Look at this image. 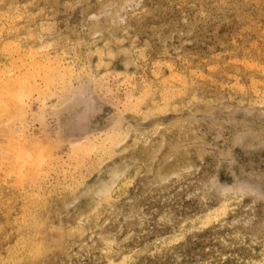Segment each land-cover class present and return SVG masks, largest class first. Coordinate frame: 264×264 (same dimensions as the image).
<instances>
[{
  "label": "rangeland",
  "instance_id": "rangeland-1",
  "mask_svg": "<svg viewBox=\"0 0 264 264\" xmlns=\"http://www.w3.org/2000/svg\"><path fill=\"white\" fill-rule=\"evenodd\" d=\"M1 1L0 264H264V0Z\"/></svg>",
  "mask_w": 264,
  "mask_h": 264
},
{
  "label": "bare ground",
  "instance_id": "bare-ground-1",
  "mask_svg": "<svg viewBox=\"0 0 264 264\" xmlns=\"http://www.w3.org/2000/svg\"><path fill=\"white\" fill-rule=\"evenodd\" d=\"M1 1V0H0ZM2 2V1H1ZM29 2V1H28ZM25 3V2H24ZM26 4H27V2H26ZM25 4V5H26ZM10 5V4H9ZM11 6V5H10ZM25 7H27V6H25ZM16 8H17V6H16ZM12 9V8H11ZM19 10V9H18ZM21 10V9H20ZM25 13V12H24ZM30 14V13H29ZM27 15V14H26ZM7 16V15H6ZM5 16V17H6ZM12 16V15H11ZM15 16V15H14ZM38 16V15H37ZM22 17V16H21ZM26 17V16H25ZM8 18V17H7ZM10 18V17H9ZM15 18V17H14ZM18 18H20V16L18 17ZM15 20V19H14ZM18 20V19H17ZM2 21V20H1ZM31 21V20H30ZM107 22V21H106ZM22 23V22H21ZM28 25V24H27ZM35 26V25H34ZM11 27V26H10ZM20 27V26H19ZM19 27H17V28H19ZM37 27V26H36ZM8 28V27H7ZM21 28H23V27H21ZM29 28V27H28ZM38 28V27H37ZM20 29V28H19ZM19 29L17 30V32L19 31ZM32 29V28H31ZM15 30V29H14ZM6 31V30H5ZM29 31V30H28ZM27 32V31H26ZM5 34V33H4ZM23 34V33H22ZM26 34V33H25ZM28 34V33H27ZM8 35V34H7ZM5 36V35H4ZM26 38V37H25ZM25 38H24V41H25ZM2 39V38H1ZM8 39V38H7ZM12 39H14V38H12ZM31 39V38H30ZM11 40V39H10ZM17 40V39H16ZM18 41H20V40H18ZM23 41V40H22ZM4 42V41H3ZM21 42V41H20ZM53 42V41H52ZM5 43V42H4ZM31 44H32V42H31ZM44 47V46H43ZM43 47H41V48H43ZM21 48V47H20ZM25 49V48H24ZM33 49V48H32ZM28 50V49H27ZM39 50V49H38ZM22 51V50H21ZM29 51H31V50H29ZM97 51V50H96ZM101 51H102V49H101ZM106 51V50H105ZM23 52V51H22ZM28 52V51H27ZM38 52V51H37ZM109 52H110V50H109ZM7 53V52H6ZM34 53V52H33ZM106 53V52H105ZM112 53V52H111ZM111 53L109 54V55H111ZM32 54V53H31ZM34 54H37L36 53V51H35V53ZM101 55H102V52L100 53ZM113 54V53H112ZM19 55V54H18ZM28 55V54H27ZM98 55H99V53H98ZM106 55V54H105ZM20 56V55H19ZM22 56V55H21ZM29 56V55H28ZM31 57V56H30ZM41 57V56H40ZM39 57V58H40ZM101 57V56H100ZM109 57V56H108ZM111 57V56H110ZM112 57H113V55H112ZM32 58V57H31ZM110 59H112V58H110ZM6 60V59H5ZM41 60V59H40ZM51 63V62H50ZM25 64V63H24ZM28 64V63H27ZM23 65V64H22ZM39 65V64H38ZM51 65V64H50ZM49 65V66H50ZM59 65V64H58ZM48 66V67H49ZM88 66V65H87ZM39 67V66H38ZM17 68V67H16ZM21 68V67H20ZM29 68V67H28ZM49 68H51V67H49ZM53 68V67H52ZM56 68V67H55ZM65 68V67H64ZM3 69V68H2ZM54 69V68H53ZM58 69V68H57ZM67 69V68H66ZM34 71L35 70H37L38 71V69H33ZM45 70V69H44ZM55 70V69H54ZM64 70V69H63ZM10 71V70H9ZM13 71V70H12ZM40 71V70H39ZM66 71V70H65ZM81 71V70H80ZM50 72V71H49ZM51 72H54V71H51ZM59 72H60V69H59ZM107 72V71H106ZM25 73H28V72H25ZM34 73V72H33ZM35 73H37L36 71H35ZM34 73V74H35ZM45 73V72H44ZM70 73V72H69ZM90 73H91V71H90ZM39 73H37V75H38ZM60 74H61V72H60ZM63 74H64V72H63ZM11 75V74H10ZM24 75V74H23ZM26 75V74H25ZM32 76H33V74H31ZM40 75V74H39ZM42 75H44V74H42ZM50 75V74H49ZM88 75V74H87ZM14 76V75H13ZM28 76H29V74H28ZM89 76V75H88ZM185 76V75H184ZM48 77V76H47ZM17 78V77H16ZM21 79H22V77H20ZM36 78V77H35ZM180 78V77H179ZM48 79V78H47ZM10 80H12V79H10ZM20 79H15V82L17 81H19ZM24 80V79H23ZM31 80H33V79H31ZM34 80H36V79H34ZM46 80V79H45ZM51 79H49V80H47L48 82L50 81ZM169 81V80H168ZM192 81H194V80H192ZM10 82H12V81H8V82H6V90H7V93H8V95H9V98H8V100H3L5 97H0V117L1 116H5V115H9L10 113H11V111H10V109H11V104H16L17 106H19L20 105V103L22 102L21 100H22V97L24 96V95H27L29 92H30V90H33L32 88H30V90H29V88L27 87L26 88V84L29 86V84L28 83H25V82H27V81H25V82H23V81H20L21 83L20 84H18L19 86H17V85H14L15 83H13V84H11ZM23 82V83H22ZM46 82V81H45ZM47 82V83H48ZM1 83V82H0ZM34 83V82H33ZM65 83V82H64ZM162 83V82H161ZM166 83H168V82H166ZM34 85V84H33ZM44 85H45V83H44ZM100 85V84H99ZM183 85V84H182ZM0 86H2V85H0ZM36 86V85H35ZM5 87V86H4ZM156 87V86H155ZM2 88H3V86H2ZM67 88V87H66ZM71 88H73V87H71ZM154 88V87H153ZM171 88V87H170ZM181 88V87H180ZM0 89H1V87H0ZM199 89V88H198ZM128 91V90H127ZM1 92V91H0ZM32 92H34V91H32ZM70 92V91H69ZM152 92V91H151ZM162 92V91H161ZM27 93V94H26ZM33 94V93H32ZM39 94V93H38ZM42 94V93H41ZM185 94V93H184ZM177 95V94H176ZM29 97H30V93H29V95H28ZM25 97V96H24ZM23 97V98H24ZM159 98H161V97H159ZM171 100V99H170ZM158 102V101H157ZM130 103V102H129ZM159 103V102H158ZM131 104V103H130ZM165 106V105H164ZM163 106V107H164ZM180 107V106H179ZM21 108V107H20ZM155 108V107H154ZM23 109V108H22ZM169 109V108H168ZM18 110V109H17ZM149 111H151L150 110V108L148 109ZM154 110V109H153ZM179 110V109H178ZM151 113V112H150ZM149 113V114H150ZM158 114V113H157ZM17 115V114H16ZM3 118V117H2ZM9 119V118H8ZM153 119V118H152ZM185 119V118H184ZM5 120V119H4ZM172 120V119H171ZM3 120L1 119V122H2ZM9 121V120H8ZM159 121V120H158ZM5 123V122H4ZM3 123V124H4ZM167 124V123H166ZM176 125V124H175ZM169 127V126H168ZM14 128V127H13ZM162 128V127H161ZM173 128V127H172ZM172 128H170V129H172ZM168 131V130H167ZM25 132V131H24ZM23 132V133H24ZM148 132V131H147ZM15 138V137H14ZM3 139V138H2ZM16 139V138H15ZM34 139H38V138H33V140ZM7 140H9V139H7ZM32 140V139H31ZM5 141V140H4ZM10 141V140H9ZM38 141V140H37ZM40 141H41V139H40ZM8 142V141H7ZM35 142V141H34ZM33 142V143H34ZM4 143V142H3ZM11 143V142H10ZM135 143V142H134ZM2 144V143H1ZM5 144V143H4ZM31 144V143H30ZM30 144H28V145H30ZM169 144V143H168ZM9 144H7V146H8ZM34 145V144H33ZM32 145V146H33ZM41 145V144H40ZM34 146H36V144L34 145ZM33 146V147H34ZM4 147H6V146H4ZM73 147V146H72ZM20 149V148H19ZM6 151L8 152V150L6 149ZM6 151H4V153L6 152ZM13 151H17L16 152V156H17V153L20 155V152L18 151V150H14L13 149ZM6 152V153H7ZM9 153V152H8ZM14 154H15V152H14ZM13 158H15V156L13 157ZM24 161V160H23ZM25 162V161H24ZM22 165H23V162L21 161V160H18V167L19 168H21L22 167ZM3 168V167H2ZM11 179V178H10ZM234 189V188H233ZM44 191V190H43ZM109 200V199H108ZM12 201V200H11ZM109 202V201H108ZM115 202V201H114ZM9 205V204H8ZM105 205H106V203H105ZM111 206V205H110ZM5 209V208H4ZM214 211V210H213ZM212 211V212H213ZM19 212V211H18ZM35 213V212H34ZM220 213V212H219ZM14 214V213H13ZM42 214V213H41ZM12 215V214H11ZM35 215H37V214H35ZM33 216V215H32ZM28 217V216H27ZM10 218V217H9ZM33 218V217H32ZM36 218H38V217H36ZM7 219V218H6ZM38 221V220H37ZM56 225V224H55ZM3 227V226H2ZM0 229H1V227H0ZM49 241V240H48ZM3 242V241H2ZM59 246V245H58ZM33 258V257H32Z\"/></svg>",
  "mask_w": 264,
  "mask_h": 264
}]
</instances>
